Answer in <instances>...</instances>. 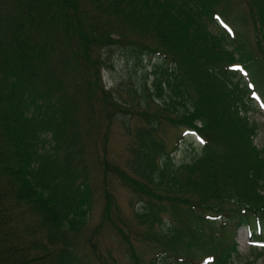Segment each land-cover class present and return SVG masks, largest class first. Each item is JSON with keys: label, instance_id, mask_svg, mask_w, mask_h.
<instances>
[{"label": "trees", "instance_id": "16d2710c", "mask_svg": "<svg viewBox=\"0 0 264 264\" xmlns=\"http://www.w3.org/2000/svg\"><path fill=\"white\" fill-rule=\"evenodd\" d=\"M119 46L136 60H159L150 84L143 76L127 88L140 115L130 172L107 159L102 167L143 200L137 221L158 226L151 235L161 248L146 264L169 256L229 264L239 226L264 243V151L245 109L252 94L264 105V0H0V264H81L73 250L43 240L83 225L93 203L77 124L59 90L65 69L89 73L86 89L104 116L128 120L122 95L100 82ZM162 122L196 133V156L175 164ZM201 239L209 252L197 258L190 247Z\"/></svg>", "mask_w": 264, "mask_h": 264}, {"label": "rangeland", "instance_id": "374dc122", "mask_svg": "<svg viewBox=\"0 0 264 264\" xmlns=\"http://www.w3.org/2000/svg\"><path fill=\"white\" fill-rule=\"evenodd\" d=\"M4 4L12 5L10 2ZM246 29L250 31L248 27ZM62 54L66 56L65 51H62ZM69 57H63L58 61L59 65L61 66L64 61L70 64L68 63ZM107 60L110 65L100 70V82L105 88H111L115 93L122 95V100L129 105L125 107L129 108H124L128 112V120L119 115H111L110 118L104 116V104L102 106L100 100L95 99L99 96H90L86 89L92 77L89 73L82 77L80 72L72 74L70 67L64 70L66 76L62 78L64 88L59 91L62 94L63 107L65 102L69 108L67 112L75 118L74 123L77 124L81 156L90 171L88 174L93 192V203L83 225L67 232L54 233L53 237H46L43 240L48 249L65 246L73 250L79 256L81 264H134L135 259L139 264H146L148 259L161 248L158 247L159 242L151 235L154 231L159 232L158 226L148 228L147 225L137 221L133 210L139 209L143 200L133 190H130L128 185L121 182L117 174L112 172L113 170L103 173L102 167L103 161L107 159L108 162L130 172L131 169L126 165H128L134 145L131 135L135 128L134 125L139 122L140 115L136 112L139 106L138 97H131L132 94L127 88L130 83L134 84L144 80L143 76L150 84L151 65L159 60L147 55L136 60L132 53L121 46L112 48L107 54ZM87 96L93 101L91 105H89L90 100ZM251 96L252 100L248 98L245 109L247 114L258 123V131L253 141L264 151V105L260 102L261 98L254 94ZM150 104V109L156 106L154 102ZM160 125L158 133L175 164L183 163L196 156L202 146L196 133L166 122ZM173 144L176 146L172 147ZM135 179L134 182L137 185L135 188L139 189L141 179L138 177ZM106 195H109L110 202L105 208ZM163 203V209L161 208L159 214L164 220H168L169 203L164 201ZM203 228L205 230L200 234L202 239H204V231H208L206 226L203 225ZM246 228L239 226L236 229L234 238L238 252L231 255L229 264H264V249L261 251L258 247L264 244H256L251 239L252 237H249ZM202 239L198 241V248L190 247L197 258L202 257L204 252H209L208 247H205V242L201 243L204 241ZM254 246L256 248L252 250ZM184 249L185 247H178L177 251L181 254L185 252ZM179 257L169 256L163 264H188V262L182 263Z\"/></svg>", "mask_w": 264, "mask_h": 264}]
</instances>
